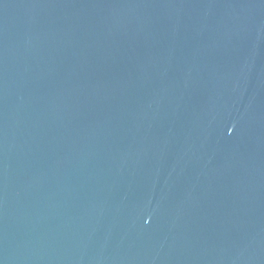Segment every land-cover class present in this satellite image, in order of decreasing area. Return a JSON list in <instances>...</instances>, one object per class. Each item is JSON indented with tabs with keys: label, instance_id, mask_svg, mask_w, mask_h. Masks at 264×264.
Segmentation results:
<instances>
[{
	"label": "water",
	"instance_id": "95a60500",
	"mask_svg": "<svg viewBox=\"0 0 264 264\" xmlns=\"http://www.w3.org/2000/svg\"><path fill=\"white\" fill-rule=\"evenodd\" d=\"M0 264H264V0H0Z\"/></svg>",
	"mask_w": 264,
	"mask_h": 264
}]
</instances>
